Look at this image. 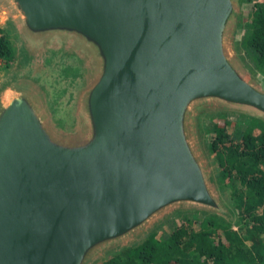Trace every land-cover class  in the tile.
<instances>
[{
    "label": "water",
    "instance_id": "1",
    "mask_svg": "<svg viewBox=\"0 0 264 264\" xmlns=\"http://www.w3.org/2000/svg\"><path fill=\"white\" fill-rule=\"evenodd\" d=\"M0 2L26 47L91 71L67 126L27 82L0 97V264H91L171 210L222 212L195 116H264L233 60L235 0Z\"/></svg>",
    "mask_w": 264,
    "mask_h": 264
},
{
    "label": "trees",
    "instance_id": "2",
    "mask_svg": "<svg viewBox=\"0 0 264 264\" xmlns=\"http://www.w3.org/2000/svg\"><path fill=\"white\" fill-rule=\"evenodd\" d=\"M246 45L264 71V0L255 4ZM13 58L11 42L0 29V71ZM256 123L237 131L234 122L217 121L209 132L218 176L237 212L235 224L213 218L172 221L164 239L150 233L100 264H264V126Z\"/></svg>",
    "mask_w": 264,
    "mask_h": 264
},
{
    "label": "rangeland",
    "instance_id": "3",
    "mask_svg": "<svg viewBox=\"0 0 264 264\" xmlns=\"http://www.w3.org/2000/svg\"><path fill=\"white\" fill-rule=\"evenodd\" d=\"M235 1L237 12L231 31L233 60L240 71L248 72L253 80L264 88V71L256 67L255 54L246 45V35L253 24V10L259 0ZM0 29L7 35L14 50V58L10 66L0 71V97L13 83L27 82L42 92V99L48 112L52 106L53 113L60 117L58 120L66 126L70 125L74 117L76 118L79 95L91 79V71L86 59L76 49L67 46H47L37 49L26 47L20 38L14 17L1 2ZM217 121H232L237 131H243L254 121L258 126H264V116L254 117L246 111L230 112L219 107H205L198 110L195 116V135L222 212L196 208L171 210L157 219L143 234L100 255L91 264H100L123 249L139 244L150 233L154 232L159 238L164 239L172 221L186 218H213L223 224L237 222V212L230 198L229 187L222 184L218 176L217 164L209 149V132Z\"/></svg>",
    "mask_w": 264,
    "mask_h": 264
}]
</instances>
